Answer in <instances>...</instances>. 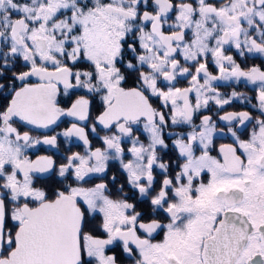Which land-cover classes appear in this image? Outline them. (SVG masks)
<instances>
[{
    "label": "snow or ice",
    "instance_id": "6c2138e0",
    "mask_svg": "<svg viewBox=\"0 0 264 264\" xmlns=\"http://www.w3.org/2000/svg\"><path fill=\"white\" fill-rule=\"evenodd\" d=\"M0 264H264V0H0Z\"/></svg>",
    "mask_w": 264,
    "mask_h": 264
}]
</instances>
